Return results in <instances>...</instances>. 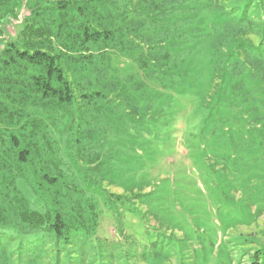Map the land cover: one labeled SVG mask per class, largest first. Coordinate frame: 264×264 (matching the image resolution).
<instances>
[{
	"label": "rangeland",
	"instance_id": "obj_1",
	"mask_svg": "<svg viewBox=\"0 0 264 264\" xmlns=\"http://www.w3.org/2000/svg\"><path fill=\"white\" fill-rule=\"evenodd\" d=\"M241 1L191 0L196 19L182 26L212 35L192 57V86L148 77L136 62L141 52L114 53L112 74L83 90L106 99L76 101L71 116L31 139L41 158L32 150L26 164L17 162L0 126V191L14 188L41 213L62 202L71 228L67 240L3 229L0 264H264V10L262 19L224 26ZM132 2L117 4L134 18ZM29 13L23 4L0 22V54ZM129 36L144 55L146 43ZM242 42L256 45L263 61L232 89L209 62L213 46L227 54ZM236 51L230 62L246 64L244 50ZM32 110L42 119L60 116ZM39 170L56 175L53 187ZM78 203L85 217L73 221Z\"/></svg>",
	"mask_w": 264,
	"mask_h": 264
},
{
	"label": "trees",
	"instance_id": "obj_2",
	"mask_svg": "<svg viewBox=\"0 0 264 264\" xmlns=\"http://www.w3.org/2000/svg\"><path fill=\"white\" fill-rule=\"evenodd\" d=\"M117 1L0 0V22L7 17L15 18L23 4L30 9L16 40L7 43L0 54V126L17 151L16 159L20 164L27 163L32 150L38 155L41 146L32 145L31 139L36 136L43 139L49 123L53 124L52 121L61 119L62 115L63 119L71 116L68 109L76 101L91 105L93 101L106 99L101 92L83 90L95 86L92 78L97 81L99 77L112 74L114 53L141 52L142 57L136 62L148 77L177 78L182 84L193 85L190 81L194 75L191 74L194 71L192 57L199 55L198 47L212 36L200 25L182 26L181 23L196 19L194 3L191 0H134L131 13L135 17L131 18L128 17L130 12L118 8ZM231 9L236 19L229 18L224 26L237 28L246 23L249 15L262 19L264 0H242ZM147 29H150L148 33ZM131 34L146 43L144 55L141 47L130 40ZM255 46L242 42L227 54L220 52L222 45L213 46L214 54L209 63L213 73L223 77L226 87L239 89L244 74L255 77L263 61L259 54H254ZM239 47L245 52L246 64L230 62L237 59ZM226 74L228 79H225ZM37 108L60 116L48 115L46 120L33 116L32 109ZM20 138L26 142L22 148ZM50 171L39 170V177L53 187L57 177L51 176ZM56 191L54 189V195ZM10 193L12 196L8 195ZM8 194L0 191V231L8 228L15 234L45 233L56 239H68L71 228L62 213V202L54 200L41 213L31 210L14 188ZM78 205L72 210L73 221L85 217Z\"/></svg>",
	"mask_w": 264,
	"mask_h": 264
}]
</instances>
